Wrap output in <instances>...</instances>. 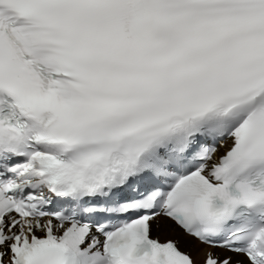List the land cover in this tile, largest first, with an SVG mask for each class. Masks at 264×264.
<instances>
[{
    "label": "snow or ice",
    "instance_id": "6c2138e0",
    "mask_svg": "<svg viewBox=\"0 0 264 264\" xmlns=\"http://www.w3.org/2000/svg\"><path fill=\"white\" fill-rule=\"evenodd\" d=\"M264 264V0H0V264Z\"/></svg>",
    "mask_w": 264,
    "mask_h": 264
},
{
    "label": "bare ground",
    "instance_id": "6f19581e",
    "mask_svg": "<svg viewBox=\"0 0 264 264\" xmlns=\"http://www.w3.org/2000/svg\"><path fill=\"white\" fill-rule=\"evenodd\" d=\"M164 223H166L167 225H169V226H171L168 222H166V221H164ZM173 228V227H172ZM173 230L175 231V234H173V235H166V234H162L161 235V237L163 238V239H169V238H173V237H175V236H177L178 235V238H179V240H185L187 243H189V244H191L193 247H194V249H195V253H197V251H199V250H204L205 249V247H203L202 245H200V244H198L196 241H194L193 239H190V238H188V237H185V236H183L177 229H175V228H173ZM194 255V257L196 258V259H198L199 258V256L196 254H193Z\"/></svg>",
    "mask_w": 264,
    "mask_h": 264
}]
</instances>
